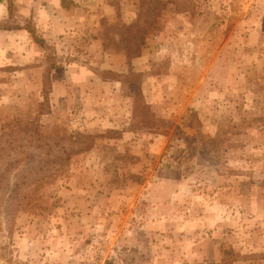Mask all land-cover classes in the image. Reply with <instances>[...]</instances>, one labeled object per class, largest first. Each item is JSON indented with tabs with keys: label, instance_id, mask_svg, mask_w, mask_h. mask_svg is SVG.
<instances>
[{
	"label": "rangeland",
	"instance_id": "obj_1",
	"mask_svg": "<svg viewBox=\"0 0 264 264\" xmlns=\"http://www.w3.org/2000/svg\"><path fill=\"white\" fill-rule=\"evenodd\" d=\"M0 1V264H264V0Z\"/></svg>",
	"mask_w": 264,
	"mask_h": 264
},
{
	"label": "crops",
	"instance_id": "obj_2",
	"mask_svg": "<svg viewBox=\"0 0 264 264\" xmlns=\"http://www.w3.org/2000/svg\"><path fill=\"white\" fill-rule=\"evenodd\" d=\"M90 1L91 2L88 6L89 9L86 12L85 9H83V5L82 7L75 6L74 9L69 10V12H67L62 8L61 0H49V2L46 4L41 2L39 4L38 1H31V3H29V0H15L14 3L16 5L18 13L22 15L21 18H24V20L31 16L35 20L37 28H50L52 26V28L56 31L57 34L62 35L68 34L70 33V31H73L78 28L81 25V23H79L81 19L84 20L86 17H92L94 13H98L101 16H104L105 13L111 11V7L108 5V0ZM4 11V3L0 1V15H2ZM55 31L53 32L55 33ZM1 33L4 37V42H0V57L3 58L4 56L6 59L10 51L15 50L17 47H20L23 49V53L29 61L35 60V56L37 55V49L35 47V44L32 41H27L28 38L24 37V42L22 43L16 40L18 34L19 36H21L23 35V32H17V30H14L13 28H6L5 30L0 31V35ZM91 39L92 46L94 48H98L101 45L100 40H96V38H93V36L91 37ZM139 61L140 58H137L135 59V61H133V63L137 64L136 62ZM81 69H83L82 71H80L79 74L81 78L84 77L88 78L89 81H95V74L92 71H89L87 68ZM68 72H70V69ZM147 85L150 89V85Z\"/></svg>",
	"mask_w": 264,
	"mask_h": 264
},
{
	"label": "trees",
	"instance_id": "obj_3",
	"mask_svg": "<svg viewBox=\"0 0 264 264\" xmlns=\"http://www.w3.org/2000/svg\"><path fill=\"white\" fill-rule=\"evenodd\" d=\"M61 6L64 10H66L67 12H69V8L74 7V5H72V2L68 1V0H62L61 1Z\"/></svg>",
	"mask_w": 264,
	"mask_h": 264
}]
</instances>
